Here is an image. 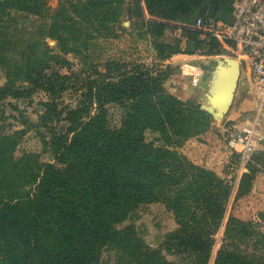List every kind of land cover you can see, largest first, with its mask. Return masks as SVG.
Instances as JSON below:
<instances>
[{
	"label": "trees",
	"instance_id": "16d2710c",
	"mask_svg": "<svg viewBox=\"0 0 264 264\" xmlns=\"http://www.w3.org/2000/svg\"><path fill=\"white\" fill-rule=\"evenodd\" d=\"M125 1L67 5L86 26L97 28L89 32L107 41L118 37ZM232 1L145 0L151 16L146 20L138 0L148 29L163 36L173 22L183 31L176 44L152 43L161 63L85 60L83 105L66 112L65 133L44 140L53 162H42L37 154L16 157L20 132L0 139V264H100L108 246L134 264H172L144 247L133 225L119 229L139 207L153 203L166 204L176 216L178 229L167 243L185 241L196 252L194 264H209L231 188L180 151L188 140L206 133L213 119L193 97L183 100L186 88L167 90L174 68L166 63L178 54H223L216 39L202 38L193 26L198 18L230 22ZM11 11L43 15L48 10L45 0H0V15ZM71 19V26L80 24ZM60 35L66 54L83 55ZM46 90L57 99L64 87ZM111 103L123 109L118 129L108 126L104 107ZM95 105L98 112L92 114ZM148 130L159 134L157 143L147 142ZM232 158L240 156L233 151ZM249 186L243 183L237 198L247 195ZM228 227L226 238L232 244L222 246L214 264H264L256 248L250 253L241 248L256 238L252 223L231 217Z\"/></svg>",
	"mask_w": 264,
	"mask_h": 264
},
{
	"label": "rangeland",
	"instance_id": "374dc122",
	"mask_svg": "<svg viewBox=\"0 0 264 264\" xmlns=\"http://www.w3.org/2000/svg\"><path fill=\"white\" fill-rule=\"evenodd\" d=\"M71 1L77 6L86 0H45L48 11L43 15L15 11L0 15V139L20 132L16 157L37 154L42 162H53L44 140L49 142L54 134L65 133L68 126L64 120L66 112L83 105L88 69L85 60L93 64L106 59L160 64L152 43L176 44L183 35V31L175 27L179 24L173 22L164 29L163 36L159 31L148 29L139 9L141 7L144 11L146 20L151 19L145 0H141L140 7L138 0H126L118 37L102 40L89 32L97 28L86 26L80 21L78 12L67 5ZM71 18L80 24L71 26ZM62 33L67 36L72 49L83 55L66 54ZM83 40L90 41L83 43ZM34 80L40 83L36 85ZM43 81L44 86H41ZM181 82L187 89L184 101L189 99L187 96H194V101L208 106L201 87H192L184 79L170 80L166 88L174 92ZM54 85L64 87L57 99H52V94L46 90L47 86ZM15 92H22L25 96L17 97ZM104 108L108 126L120 128L122 107L111 103ZM202 110L211 115L212 127L188 140L180 151L198 166L215 172L231 188L222 226L214 235L215 244L209 264H214L222 246L232 244L226 238L231 217L252 223L256 232L250 246L241 248L249 253L256 248L258 255H264V142H258L248 161H235L232 158L234 150L229 147L226 137L240 130L233 127L237 123ZM91 112L97 113L98 106L95 105ZM145 138L147 142L157 143L159 134L148 130ZM243 183L250 184V191L237 198ZM128 225L134 226L144 247L157 251L170 263H195L196 252L186 246L187 242L167 243L168 235L178 229V224L175 214L166 204L139 207L119 229ZM100 264H134V261L123 256L117 248L108 246L102 251Z\"/></svg>",
	"mask_w": 264,
	"mask_h": 264
},
{
	"label": "built area",
	"instance_id": "2783aa9c",
	"mask_svg": "<svg viewBox=\"0 0 264 264\" xmlns=\"http://www.w3.org/2000/svg\"><path fill=\"white\" fill-rule=\"evenodd\" d=\"M193 28L202 38L212 37L221 48L239 59L251 73L256 91L264 103V1L233 0L231 20L225 22H205L198 18ZM255 118L237 133L227 135V143L240 156L248 161L258 142H264V132Z\"/></svg>",
	"mask_w": 264,
	"mask_h": 264
},
{
	"label": "crops",
	"instance_id": "0c3cea01",
	"mask_svg": "<svg viewBox=\"0 0 264 264\" xmlns=\"http://www.w3.org/2000/svg\"><path fill=\"white\" fill-rule=\"evenodd\" d=\"M223 51V54L218 56L174 55L166 63L174 68L170 80L184 79L192 87H201L206 95L222 96L225 103L219 107V110L222 117L237 123L233 127L241 130L256 118L261 125L260 130L264 132V103L261 104L251 73L239 59L230 55L228 50L224 49ZM227 59L238 62L239 77L232 97L230 90L232 89L234 66ZM218 61L222 63L223 69L221 70H216ZM185 88L181 82L176 85L175 89L180 93ZM191 97L194 96H187V98ZM207 105H209L208 102Z\"/></svg>",
	"mask_w": 264,
	"mask_h": 264
},
{
	"label": "water",
	"instance_id": "95a60500",
	"mask_svg": "<svg viewBox=\"0 0 264 264\" xmlns=\"http://www.w3.org/2000/svg\"><path fill=\"white\" fill-rule=\"evenodd\" d=\"M227 61L229 63H232L234 68H233V78H232V89L230 90V96L232 97L234 95V92L236 90V86H237V80H238V77H239V72H238V65H237V61L235 60H232V59H227ZM223 69L222 67V63L220 61H218V66L216 68V70H221ZM206 99H207V102L209 103L208 106L206 105H202L201 106V109H205L207 110L209 113L215 115V116H220L222 118V115H221V112L219 110V107L225 103V100L223 99L222 103L219 104V105H216V100L215 98L218 97L219 95H213V96H209L208 94L206 95L204 93ZM221 97V96H220Z\"/></svg>",
	"mask_w": 264,
	"mask_h": 264
},
{
	"label": "bare ground",
	"instance_id": "6f19581e",
	"mask_svg": "<svg viewBox=\"0 0 264 264\" xmlns=\"http://www.w3.org/2000/svg\"><path fill=\"white\" fill-rule=\"evenodd\" d=\"M215 100H216V105L221 104L222 101H223L222 96L221 97L220 96L216 97Z\"/></svg>",
	"mask_w": 264,
	"mask_h": 264
}]
</instances>
